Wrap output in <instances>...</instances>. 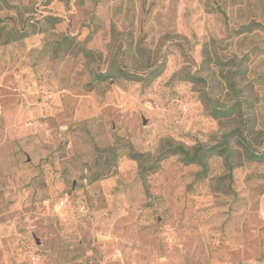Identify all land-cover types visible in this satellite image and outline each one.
Listing matches in <instances>:
<instances>
[{"label": "rangeland", "instance_id": "obj_1", "mask_svg": "<svg viewBox=\"0 0 264 264\" xmlns=\"http://www.w3.org/2000/svg\"><path fill=\"white\" fill-rule=\"evenodd\" d=\"M5 1L33 32L0 44V264H264V159L231 135L263 148L264 0ZM166 139H226L231 181L220 156L139 173Z\"/></svg>", "mask_w": 264, "mask_h": 264}, {"label": "trees", "instance_id": "obj_2", "mask_svg": "<svg viewBox=\"0 0 264 264\" xmlns=\"http://www.w3.org/2000/svg\"><path fill=\"white\" fill-rule=\"evenodd\" d=\"M6 2L5 0H3ZM11 6V5H8ZM250 29V27H247ZM33 30L29 29L27 26V21L23 20L19 25L16 24L7 25L2 22L0 18V44L10 43L16 40H20L25 36L29 35ZM68 37L63 38L62 40L56 43L55 49L67 51L69 43L67 44ZM66 46V47H65ZM85 54H90V51L87 49H82ZM164 68V62H157L156 64L150 66L144 73H133L126 69L125 67L118 66L116 67V73L120 77L125 79H130L139 82L149 83L158 77ZM110 68H107L104 72H97L94 74V79L98 82L107 80L109 77H112ZM192 81H203L204 78L197 75L192 74L189 76ZM239 103H232L227 107H216L213 106L211 109L212 114L215 117L219 116H227L232 113L233 110L237 109ZM245 129H234L231 131V135H235L237 138V142L242 147V152H244L248 159L251 160H262L264 159V142L263 148L260 151H254L250 148L251 142L247 139L245 135ZM264 141V140H263ZM164 147L160 151L159 155L151 160L150 162L145 163L144 155L140 152H129V157L135 159L139 162V173L144 172H154L159 168L160 161L166 158L169 155H179L181 160L185 164H198L201 166V173L206 170V161L208 158L212 156H220L223 159V163L227 168V173L225 176L229 179V182L232 178V163L230 162V157L234 152H238L237 149H232L227 145V140H223L219 143H215L212 145H203L197 144L192 148H187L183 144L173 143L170 139H166Z\"/></svg>", "mask_w": 264, "mask_h": 264}, {"label": "built area", "instance_id": "obj_3", "mask_svg": "<svg viewBox=\"0 0 264 264\" xmlns=\"http://www.w3.org/2000/svg\"><path fill=\"white\" fill-rule=\"evenodd\" d=\"M61 203H63V202H61Z\"/></svg>", "mask_w": 264, "mask_h": 264}]
</instances>
